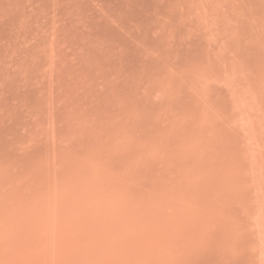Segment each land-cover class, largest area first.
<instances>
[{"label": "rangeland", "instance_id": "obj_1", "mask_svg": "<svg viewBox=\"0 0 264 264\" xmlns=\"http://www.w3.org/2000/svg\"><path fill=\"white\" fill-rule=\"evenodd\" d=\"M0 264H264V0H0Z\"/></svg>", "mask_w": 264, "mask_h": 264}]
</instances>
